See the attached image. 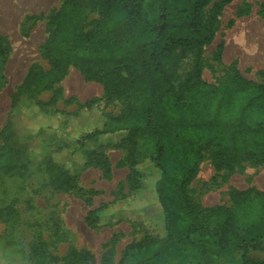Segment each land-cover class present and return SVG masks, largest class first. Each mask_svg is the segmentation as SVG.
I'll use <instances>...</instances> for the list:
<instances>
[{
  "label": "trees",
  "instance_id": "obj_1",
  "mask_svg": "<svg viewBox=\"0 0 264 264\" xmlns=\"http://www.w3.org/2000/svg\"><path fill=\"white\" fill-rule=\"evenodd\" d=\"M212 1L65 0L51 19L48 37L40 47L51 70L28 79L14 96L15 105L26 95L49 91L73 67L104 89V96L86 102L84 109L116 99L124 101L126 110L121 115L108 116L102 127L82 133L72 148V153L84 157L81 171L99 167L106 175L110 173V163L104 150L129 148L130 186L138 191L142 164L134 159L140 155L138 144L143 139L148 166L159 173L154 192L162 211L164 234L145 233L139 242L125 248L118 264H143L157 259L176 243L217 258L238 252L237 264H264V260L249 256L251 251L264 253V192L235 191L231 206L200 207L186 194L194 168L183 171L182 181L174 191L169 187L173 169L185 163V156L201 158L204 151L210 152L219 171L232 172L240 161L264 163V83L249 80L237 70L219 87H211L202 79L200 54L215 39L217 19L210 23L205 19V10ZM229 2L224 0L220 9ZM261 14L264 15V4ZM191 50L198 52L194 72L177 87L161 59ZM2 53L6 55L5 50ZM36 106L48 114L55 107V98L37 102ZM16 132L10 118L1 134L2 177L20 176L37 161L43 164L55 191L66 193L78 188L80 172L52 158L54 152L65 147H48L47 155L43 150L27 154ZM189 133L199 139L186 144ZM118 135L122 139L112 142L111 138ZM90 202L88 197L86 203ZM108 209L109 205H102L90 210L86 225L98 229ZM0 218L9 225L16 224L14 207L0 208ZM12 243L6 238V244ZM72 258L74 263L93 264L87 253Z\"/></svg>",
  "mask_w": 264,
  "mask_h": 264
},
{
  "label": "rangeland",
  "instance_id": "obj_2",
  "mask_svg": "<svg viewBox=\"0 0 264 264\" xmlns=\"http://www.w3.org/2000/svg\"><path fill=\"white\" fill-rule=\"evenodd\" d=\"M64 1L0 0V19H3L0 20V163L1 134L11 118L17 131L15 137L21 138L19 144L25 146L27 154L43 150L47 155L48 147L61 145L65 147L63 151L54 152L52 158L73 172H80L78 188L66 193L50 186L43 164L37 161L20 176L8 178L0 174V208L13 206L17 220L16 224L9 225L0 218V264H79L72 257L86 253L92 256L93 264H118L125 248L139 242L145 233L164 234L162 211L154 192L159 173L148 166L143 139L138 144L140 155L134 159L142 164L138 191L130 186L129 148L104 150L110 163L109 175L99 167L81 171L84 157L72 153L82 133L102 127L108 116H119L126 110L123 100L84 109L86 102L101 99L104 89L100 83L86 80L70 67L66 78L53 89L26 95L14 105L15 94L28 79L51 70L41 56L40 47L48 37L51 19L61 10ZM223 1L213 0L205 10L207 23L213 18L217 21L214 41L200 54L202 79L211 87H219L237 70L249 80L264 83V65L252 63L239 48L241 45L244 48L241 43L254 40L252 36L259 35V29L264 28L261 14L264 0H230L220 9ZM6 23L11 24L9 30ZM244 25L250 26L249 32L238 33ZM220 44H223L222 50H219ZM260 44L264 49V39H260ZM4 50L6 55L2 53ZM197 58V50L178 51L161 62L174 84L180 87L193 74ZM53 97L54 109L48 114L42 113L36 103H47ZM122 137L111 139L115 142ZM198 139V135L189 133L186 144ZM202 156L195 159L185 156L182 160L185 163L173 169L174 178L169 181L171 191L182 181L183 171L194 168L186 194L200 207L231 206V194L235 191L264 192V163L240 161L232 172L219 171L209 151H204ZM102 205H109V209L100 227L90 229L85 217ZM6 238L13 240L11 246L6 244ZM249 256L264 260L262 252L251 251ZM239 258L238 252L223 258L202 255L193 247L176 243L161 257L143 264H237Z\"/></svg>",
  "mask_w": 264,
  "mask_h": 264
},
{
  "label": "bare ground",
  "instance_id": "obj_3",
  "mask_svg": "<svg viewBox=\"0 0 264 264\" xmlns=\"http://www.w3.org/2000/svg\"><path fill=\"white\" fill-rule=\"evenodd\" d=\"M6 24H7L6 29L9 30V28L11 27V24L10 23H6ZM248 27H250V26L244 25V27H242V29L240 28V31L238 33H248L249 32L247 29ZM252 39H254V40H252L248 43H241V44H244L245 49L241 45L239 47L240 51L242 53H244V55H245L244 57L249 59L252 63L264 65V49H262L261 44H260V39H264V28L261 27L259 29V35L252 36Z\"/></svg>",
  "mask_w": 264,
  "mask_h": 264
}]
</instances>
